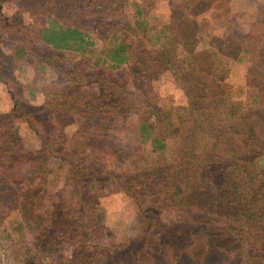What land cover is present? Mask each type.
Returning a JSON list of instances; mask_svg holds the SVG:
<instances>
[{"label": "trees", "instance_id": "obj_1", "mask_svg": "<svg viewBox=\"0 0 264 264\" xmlns=\"http://www.w3.org/2000/svg\"><path fill=\"white\" fill-rule=\"evenodd\" d=\"M5 1L0 24L15 41L0 82L14 114L0 115V264H264V81L244 86L254 96L249 104L238 89L226 102L223 63L245 60L249 37L217 46L197 35L200 15L212 7L229 20L228 0H165L170 13L156 35L154 0H16L10 16ZM180 44L200 74L184 80L193 88L184 114L173 108L141 118L139 139L129 144L136 148L121 158L103 142L121 130L114 122L127 105L113 91L151 64L180 63ZM15 58H43L69 84L60 118L37 119L19 99ZM114 72L120 79H102ZM11 119L29 125L40 144L25 147L18 127L4 125ZM107 188L136 205L141 230L126 243L95 221ZM153 195L177 210L174 222L145 205Z\"/></svg>", "mask_w": 264, "mask_h": 264}, {"label": "rangeland", "instance_id": "obj_2", "mask_svg": "<svg viewBox=\"0 0 264 264\" xmlns=\"http://www.w3.org/2000/svg\"><path fill=\"white\" fill-rule=\"evenodd\" d=\"M174 1V0H172ZM149 2V1H148ZM165 0H154L149 6V22L156 28L153 32L157 33V26H160L168 20L169 9ZM230 5V10H228ZM17 1L6 0L2 5V12L10 16L16 11ZM227 8L228 18L222 17V11H218L212 7L208 12L199 17V31L197 32L199 43L203 45L214 43L220 46L229 41L230 38H237L238 36H248L247 47H250V53L245 60L227 61L223 63V69L226 72L225 83L222 84L225 92V101L231 102L233 95L239 90L240 97L246 98L248 104L250 100L254 99L250 90L244 86H248V82L254 79L261 78L264 81V0H228L224 4V9ZM228 20V21H227ZM230 22L229 24H227ZM188 33V31H186ZM184 32V33H186ZM226 34V36H225ZM6 30L3 23L0 24V65L3 71L11 69L8 63L7 56L14 49L15 37ZM213 35L215 37H213ZM209 41V42H208ZM187 49L181 44L174 47L176 55L181 59L177 65L167 64H151L144 76H132L125 78L123 88L113 91L115 95H122L127 99V105L124 110H121L120 117L114 122V125L121 126L119 132H112L104 139V143L108 144L117 152H120L121 158L123 154L127 153L131 148H136L130 143L137 142L139 139L138 125L141 118L154 119L156 116H165L173 108H180L188 104L192 87L188 86L186 80L187 75L191 78L200 76L197 68L188 57ZM232 51V48H231ZM16 59V66L14 69V76H16L19 86L16 90L19 92V99L25 100L27 104L33 109L32 114H39L37 119L48 114H57L56 118H60V114H64V99L60 100L62 93L68 88L69 84L61 81L56 73V69L52 64L41 58L43 62L36 59L33 62L25 63L23 60ZM254 59V66L251 74L245 72L246 67L251 64ZM92 64V62H89ZM122 73V72H120ZM120 73L114 72L110 74L103 73L102 79L116 81L120 79ZM193 76V77H192ZM81 80V79H80ZM81 89L85 92L95 93L92 86L84 83ZM105 84V83H104ZM232 86H236L232 89ZM190 87V90H189ZM14 90V87L11 88ZM253 90H255L252 87ZM189 90V91H188ZM232 92V94H231ZM253 92V91H252ZM16 93V92H15ZM145 104L149 108H143ZM14 101L8 93V87L0 82V115L14 114L12 112ZM118 112V110H115ZM28 113V111H27ZM148 113V114H145ZM14 123L18 127L22 141L25 147H35L40 144L38 138L34 135L32 128L24 121L8 120L4 122ZM122 123L126 125L123 127ZM3 125H0V130ZM134 157V156H133ZM118 165L123 163L116 161ZM125 164V163H124ZM146 189V187H145ZM66 196L71 195L70 189L63 190ZM154 192V191H153ZM152 194V192L150 193ZM150 203H145L150 210H157L155 214H161L162 220L167 224L174 222L176 217V209L170 207L171 204L164 205L160 199L154 195L149 199ZM99 208L95 211V221H100L105 224L113 233L116 243H126L129 239L136 237L140 230V221L136 216V205L132 203L131 199L119 192H111V189L103 192L99 200ZM96 223V222H95ZM228 261V260H227ZM235 261V262H234ZM231 260L223 262V264H241L238 260ZM139 264H150L141 261ZM222 264V263H221Z\"/></svg>", "mask_w": 264, "mask_h": 264}]
</instances>
